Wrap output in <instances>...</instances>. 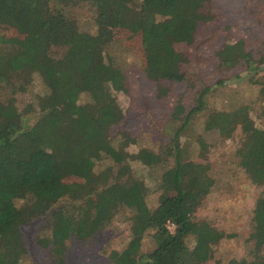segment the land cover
Wrapping results in <instances>:
<instances>
[{
    "label": "trees",
    "instance_id": "trees-1",
    "mask_svg": "<svg viewBox=\"0 0 264 264\" xmlns=\"http://www.w3.org/2000/svg\"><path fill=\"white\" fill-rule=\"evenodd\" d=\"M84 1L0 0V28L15 34L0 36V264H22V229L47 214L51 235L42 232L39 243L51 263L65 264L67 240L88 241L120 210L128 212L129 229L125 246L107 254L113 264H207L226 235L193 213L214 179L206 160L191 157L198 149L204 160L240 128L238 162L253 184L264 186V127L251 118L256 112L264 120V50L254 54L238 40L216 51L219 72L241 67L257 88L255 100L226 109L215 103L219 87H198L184 69L191 54L175 47L193 44L199 28L213 21L212 0H86L95 34L62 30L66 10ZM117 31L140 39L145 77L170 109L163 116L172 127L157 131L154 145L146 134H113L125 116L115 96L125 92ZM24 93L30 99L19 113L16 96ZM113 159L123 165L105 164ZM132 162L158 172L155 207ZM73 174L85 177L71 181ZM252 222L254 257L236 264H264V193Z\"/></svg>",
    "mask_w": 264,
    "mask_h": 264
},
{
    "label": "rangeland",
    "instance_id": "rangeland-1",
    "mask_svg": "<svg viewBox=\"0 0 264 264\" xmlns=\"http://www.w3.org/2000/svg\"><path fill=\"white\" fill-rule=\"evenodd\" d=\"M212 2L213 21L199 28L193 44L181 41L175 47L178 51L191 54L192 62L184 69L198 81V87L201 85L219 87L218 90L222 94L215 100L217 106L235 108L242 103L255 100L257 88H250L248 80L250 76H247V72L241 67L229 69L227 76L219 72L215 53L225 42L235 43L238 40H243L246 49H250L254 54L264 50V0H212ZM66 12L67 18L60 23L62 30L77 28L95 34L93 22L95 15L86 0L68 8ZM59 29L61 30L60 27ZM116 35L115 51L118 55L117 63L124 71L125 92L115 93V96L125 116L122 124L113 129V134L117 131H126L134 136L146 134L145 142L154 145L158 140L157 131L166 132L172 127L163 116L170 109L167 103L155 98L154 85L145 77L141 65L144 56L140 39L123 31H117ZM0 36L13 39L15 34L0 28ZM56 55L60 56L61 52L56 51ZM262 75L264 73L260 74ZM29 97L30 93L16 96L15 106L19 113L25 110ZM259 105L257 103L254 108ZM31 117L25 115L24 119L31 120ZM251 118L255 127H264V120L260 119L256 112H251ZM242 137L243 134L238 128L230 141L210 148L204 160L196 156L198 149L191 157L197 163L206 160L205 164H209L210 175L214 179L210 191L204 192L196 200L193 213L196 218L212 223L226 235L215 247L213 260L207 264H236L238 261L254 257L255 246L251 238L252 217L256 200L264 193V186L253 184L238 162L236 155L242 147ZM105 164L116 170L123 162L113 159L112 163L107 161ZM131 165L134 174L148 187V205L155 207L159 192L156 191L153 180L159 176L158 172L148 174L147 168L140 163L132 162ZM83 177L85 174H73L71 181ZM17 203L20 204V201ZM49 215L34 220L22 229L27 250L22 258V264H53L49 261L47 249L42 248L39 243L42 232L51 235L47 224ZM128 216L126 210H120L108 227L88 241H78L74 237L67 240L65 264H113L107 254L125 246L129 229ZM169 229L173 232L174 227L169 226ZM58 232L54 234L56 238L59 236ZM149 248L150 244L146 242L143 249ZM259 254L264 256V247L260 249Z\"/></svg>",
    "mask_w": 264,
    "mask_h": 264
}]
</instances>
